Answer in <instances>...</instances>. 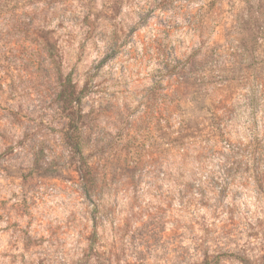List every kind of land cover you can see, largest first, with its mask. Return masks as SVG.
<instances>
[{
	"label": "rangeland",
	"instance_id": "obj_1",
	"mask_svg": "<svg viewBox=\"0 0 264 264\" xmlns=\"http://www.w3.org/2000/svg\"><path fill=\"white\" fill-rule=\"evenodd\" d=\"M13 3L0 264H264V0Z\"/></svg>",
	"mask_w": 264,
	"mask_h": 264
},
{
	"label": "trees",
	"instance_id": "obj_2",
	"mask_svg": "<svg viewBox=\"0 0 264 264\" xmlns=\"http://www.w3.org/2000/svg\"><path fill=\"white\" fill-rule=\"evenodd\" d=\"M13 0H0V18H11V19H15V20H19L22 17H25L23 15H25V12H20V9L22 7L17 6L16 3H13L12 6H9L10 3ZM51 47H53V44L51 45ZM51 47L49 48V46L47 47V51L46 53L48 54V56H50L53 52H51ZM202 264H217V260L216 258L213 260H206L204 261Z\"/></svg>",
	"mask_w": 264,
	"mask_h": 264
}]
</instances>
